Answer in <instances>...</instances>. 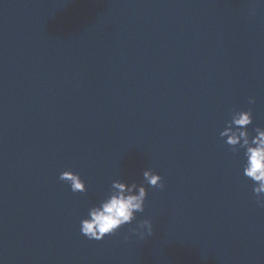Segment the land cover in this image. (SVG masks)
I'll list each match as a JSON object with an SVG mask.
<instances>
[{"label": "water", "instance_id": "1", "mask_svg": "<svg viewBox=\"0 0 264 264\" xmlns=\"http://www.w3.org/2000/svg\"><path fill=\"white\" fill-rule=\"evenodd\" d=\"M249 108L254 134L264 0H0V264H264V206L219 136ZM145 168L164 187L145 184L136 220L81 234Z\"/></svg>", "mask_w": 264, "mask_h": 264}, {"label": "clouds", "instance_id": "2", "mask_svg": "<svg viewBox=\"0 0 264 264\" xmlns=\"http://www.w3.org/2000/svg\"><path fill=\"white\" fill-rule=\"evenodd\" d=\"M248 103H255L254 97L248 98ZM252 123L251 109L233 110L230 119L219 131L224 143L237 152L243 149V175L252 183V191L257 202L264 206V127L256 126L254 134L248 130ZM143 182L128 183L119 179L111 181L107 194L87 210V215L79 222V231L88 239L101 240L107 234L114 233L125 224L131 225L136 220V214L144 211L146 198L145 184L163 188L159 173L151 168H145L142 173ZM59 179L69 185L72 192H84L85 182L79 173L66 169L60 172ZM130 232L143 239L153 234V224L148 218L138 220ZM127 239V236L125 237Z\"/></svg>", "mask_w": 264, "mask_h": 264}]
</instances>
